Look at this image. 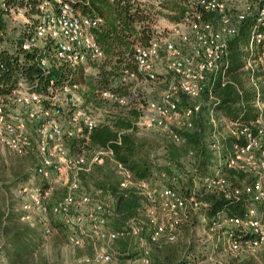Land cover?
I'll list each match as a JSON object with an SVG mask.
<instances>
[{
  "label": "built area",
  "instance_id": "1",
  "mask_svg": "<svg viewBox=\"0 0 264 264\" xmlns=\"http://www.w3.org/2000/svg\"><path fill=\"white\" fill-rule=\"evenodd\" d=\"M0 5H5L2 0ZM36 7L39 12L34 16L35 26L22 42V49L32 50L50 40L55 58L71 66L103 58L92 32L102 22L101 17L81 14L68 0H40ZM18 9L10 8L12 23ZM250 15H255L258 22L264 19V0H189L179 21L154 28L148 44L136 45L132 58L135 68L121 70L122 80L134 83L128 95L105 88L99 90V96L119 106L135 107L139 112V130L157 131L175 144H185L184 133L194 127L204 103L203 95L214 105L213 82L217 76L222 77L223 83L226 81L223 72L228 65V39ZM30 22L29 18L24 20V24ZM245 49L241 69L249 73L248 82L256 88L264 74V30L253 32ZM39 64L48 66V59L41 57ZM160 66L170 74L164 88L158 94L138 90V86L157 79ZM77 90V85L55 87L51 81L49 92L39 93L22 81L11 93L0 95V144L18 156L35 151L34 172L47 186L43 190L39 186H24L22 191L30 194L32 203L44 215L50 211L68 226L69 246L82 248L95 241L102 244L92 255L82 257L81 264L112 262L108 246L120 238H131L136 244L137 257L127 259L125 264H150L151 246L175 242L181 225L208 203L197 199L189 187L176 190L148 179H134L126 167L115 162L119 187H134L143 196L146 223L143 227L131 221L128 227L110 229L112 198L102 188L83 191L78 177L93 164L102 163L106 157L111 159L112 152L99 148L86 157L72 153L68 145L75 138L86 140L99 122V115L91 105H84ZM255 104L262 110L259 100ZM17 108L22 112H16ZM209 115L216 127L212 108ZM221 121L222 133H212L211 147L217 153L220 135L243 136L245 142L235 144L225 158L219 153L209 171L195 181V188L202 187L227 199L246 196L247 202L242 214L214 219L205 229L206 240H212L213 246L208 260L217 264L223 260H216L215 248L224 237L226 250L234 257L264 252V116L260 114L249 124L224 118ZM225 168L250 173L257 179L232 185L224 175ZM196 173L195 167L189 170L193 177ZM54 185L64 186L66 192L49 207L44 199ZM49 232L45 226V233Z\"/></svg>",
  "mask_w": 264,
  "mask_h": 264
},
{
  "label": "trees",
  "instance_id": "2",
  "mask_svg": "<svg viewBox=\"0 0 264 264\" xmlns=\"http://www.w3.org/2000/svg\"><path fill=\"white\" fill-rule=\"evenodd\" d=\"M39 1L2 0L5 5H0V95L11 93L22 81L39 93H48L51 81L55 87L77 85L84 105H91L101 113L99 122L86 140L75 138L68 145L72 153L84 150L86 157L99 148L112 152L111 159L106 157L102 163L93 164L89 171L81 172L78 177L81 189L87 191L82 185L83 178L100 175L96 187L102 188L113 200V210L108 217L109 228L119 230L128 227L131 221L143 227L146 223L143 196L134 187H119L120 175L115 167V162H118L129 170L134 179H148L176 190L189 187L197 199L208 203L181 225L175 242H159L151 246L150 264H214L208 260L213 249L212 240H207L206 246L201 249L196 247L199 243L195 239L198 220L206 218L205 229L208 230L214 219L240 215L246 207L247 197L227 199L218 193L204 191L202 187L195 188V181L209 171L219 153L225 158L235 144L245 142L243 136L225 134L219 136V153L211 147L213 130L219 133L224 130L222 118L249 124L260 114L264 116V74L255 88L248 82L249 73L241 69L250 37L253 32L264 30V19L258 22L255 15H250L238 24L236 34L227 41L228 65L223 72L226 81L223 83L222 77H216L212 85L214 105L213 102L208 103V96L204 94L202 110L194 127L184 133L187 137L185 144L178 145L162 133H158V140L146 139L136 125L139 115L137 109L110 103L99 96V90L107 88L119 95H128L134 83L131 80L123 81L121 70L125 67L135 68L132 58L136 45L149 43L159 17L172 22L179 21L189 0H157L156 3L140 0H68L81 14L102 18V22L92 32L103 51V58L95 63H79L75 66L55 58L50 40L32 50L22 49V42L33 32ZM10 8H25V14L31 22L13 25ZM41 57L48 59V66H40ZM87 67L92 69L91 73L86 72ZM82 84H87L86 91L80 90ZM138 90L141 91L139 86ZM257 100L262 103V110L257 108ZM211 108L217 121L216 127L210 121ZM155 146L162 148L161 161L155 159ZM190 151L193 155L189 154ZM185 159H191V168L197 169L194 177L190 174L181 177ZM224 175L232 185L257 179L250 173L231 168H225ZM53 203L48 202L47 205L50 207ZM14 205L0 200V256L5 264H56L40 252L45 226L49 229L58 228L65 240L70 233L68 226L60 218V223H57L52 218L57 215L50 211L41 223L26 221L24 212ZM132 242L135 244L131 238H120L109 245L108 250L112 252L113 259L103 264H125L127 259L136 258L137 250L135 247L132 253ZM226 246L225 237L218 241L214 252L216 257L228 252ZM222 264H264V252L239 257L231 255L223 259Z\"/></svg>",
  "mask_w": 264,
  "mask_h": 264
},
{
  "label": "rangeland",
  "instance_id": "3",
  "mask_svg": "<svg viewBox=\"0 0 264 264\" xmlns=\"http://www.w3.org/2000/svg\"><path fill=\"white\" fill-rule=\"evenodd\" d=\"M147 1V0H140ZM28 18L25 14V8H19L14 15L13 25L19 26L24 24V20ZM171 25L172 22L159 17L154 24V28L165 27L162 24ZM91 73V70H89ZM91 75V74H90ZM165 69L160 66L157 68V79L154 82L142 85L140 88L143 91H151L152 94H158L165 86V78H169ZM81 91L87 90V84H82ZM82 98V97H81ZM16 112H22L21 108L14 109ZM95 113L99 115L100 110L93 109ZM141 135L145 136L148 140H158L160 138V132L140 130ZM71 141H68V144ZM77 144V143H76ZM156 145V144H155ZM76 151V150H75ZM156 161H161L163 151L160 146H155ZM185 169L181 177H187L189 170L191 169V159H185ZM37 163V154L34 152L28 153L23 156H18L8 150L6 147L0 144V200L8 203H14L19 211H23L25 214V220L32 223H41L45 221L46 215H44L35 205L32 203V199L28 192H23L24 186H39L43 189L46 188V181L34 172V167ZM100 175L93 177H84L82 185L87 191L93 192L97 187V181ZM181 184V183H180ZM66 192V188L61 185H54V188L44 199L46 203L55 202L63 197ZM57 223H60L58 216L52 217ZM206 218H199L198 228L195 231V239H198L199 243L196 245L197 249H201L206 246V233L205 223ZM48 223V217H47ZM49 224V223H48ZM102 244L98 241L89 243L82 248H74L68 245L67 240L64 239L63 233L56 227L51 228L50 232L43 234V242L40 246V252L47 257V259L56 264H81L80 260L83 256H90L95 248H99ZM132 253L136 247L135 244H131ZM90 254V255H88ZM134 255V254H132ZM231 255L228 252H222V255L218 254L216 260L228 259ZM216 262L214 261V264ZM0 264H5L4 259L0 256Z\"/></svg>",
  "mask_w": 264,
  "mask_h": 264
},
{
  "label": "crops",
  "instance_id": "4",
  "mask_svg": "<svg viewBox=\"0 0 264 264\" xmlns=\"http://www.w3.org/2000/svg\"><path fill=\"white\" fill-rule=\"evenodd\" d=\"M148 2H154V3H156L157 2V0H147ZM163 19H165V18H163ZM166 20H168L167 18H166ZM169 22H170V20H168ZM172 22V21H171ZM163 26H169L168 24H165V23H163L162 24ZM89 70H92L90 67H87V70H86V72H89ZM99 113V117H100V111L98 112ZM84 143V142H83ZM84 149V148H83ZM84 152V150H82L81 151V153H83Z\"/></svg>",
  "mask_w": 264,
  "mask_h": 264
}]
</instances>
